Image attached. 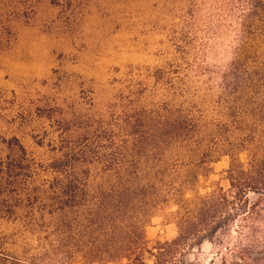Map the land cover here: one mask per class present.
<instances>
[{
    "label": "rangeland",
    "instance_id": "rangeland-1",
    "mask_svg": "<svg viewBox=\"0 0 264 264\" xmlns=\"http://www.w3.org/2000/svg\"><path fill=\"white\" fill-rule=\"evenodd\" d=\"M178 111L211 141L190 158L210 162L199 195L227 189L228 151L242 164L264 156V0H0V260L40 252L27 229L47 221L38 206L65 157L83 155L73 165L90 196L101 156L180 160L161 133ZM174 211L145 225L147 250L176 237ZM234 239L194 244L181 261L241 264L227 254ZM260 243L251 253L264 255Z\"/></svg>",
    "mask_w": 264,
    "mask_h": 264
},
{
    "label": "trees",
    "instance_id": "trees-1",
    "mask_svg": "<svg viewBox=\"0 0 264 264\" xmlns=\"http://www.w3.org/2000/svg\"><path fill=\"white\" fill-rule=\"evenodd\" d=\"M162 125V145H178L183 155L169 164L166 151H145L144 161L125 150L117 156L97 158L104 168L91 180H97L95 195L87 189L89 173L78 172L74 163L84 164L75 156L65 157L53 172L55 177L40 201L43 216L32 220L28 232L36 236L40 252L27 260L2 259V264H184L181 254L188 247L231 233L235 239L227 246V254L241 264H264V255L256 245L264 244V156L256 153L240 163L231 153L225 172L227 189L219 186L199 195L198 179L206 180L205 159L192 157L204 151L207 141L188 116ZM202 128V129H201ZM154 137L153 135L151 136ZM102 149H108L101 147ZM190 159L185 165L184 159ZM101 159V160H100ZM145 165L138 168L137 165ZM190 195L189 197H186ZM254 197V198H250ZM93 202L94 204H90ZM174 207L172 213L176 237L147 250L143 229L151 217ZM68 210L74 219L64 220ZM66 219V218H65ZM222 244V241H221ZM147 255V259H145ZM222 260L221 264H225Z\"/></svg>",
    "mask_w": 264,
    "mask_h": 264
}]
</instances>
